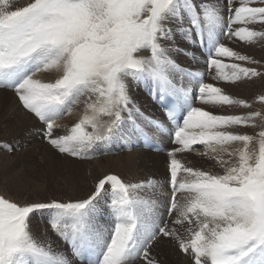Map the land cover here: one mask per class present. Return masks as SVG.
<instances>
[{
	"label": "snow or ice",
	"instance_id": "6c2138e0",
	"mask_svg": "<svg viewBox=\"0 0 264 264\" xmlns=\"http://www.w3.org/2000/svg\"><path fill=\"white\" fill-rule=\"evenodd\" d=\"M254 2L264 5L225 0V16L209 0H28L24 6L0 0V87L15 91L23 108L46 126L55 149L83 159L99 144H130L144 135L142 123L160 130L142 111L130 82L143 84L150 100L166 111L172 121L168 135L178 145L167 153L170 197L159 203L138 194L145 182L112 173L95 178L86 197L67 202L17 203L0 196V264H72L65 253L33 237L37 215L48 217L72 255L87 264H131L141 257L144 264H157L150 249L165 237L177 240L195 264H264V131L256 150L249 148L253 136L230 130L261 113L219 115L193 106L199 100L251 107L179 63L181 55L196 59L189 48L204 49L201 55L217 80H264V72L245 66L259 61L222 42L264 38V32L247 27L264 23V6H250ZM49 70L58 73L53 82L35 78ZM178 77L197 79L178 87ZM258 100L264 104V95ZM80 103L78 122L54 135L55 118ZM234 144L242 146L233 149ZM198 145L215 154L222 174L176 158ZM172 215L173 223L187 224L188 239L168 227L165 217Z\"/></svg>",
	"mask_w": 264,
	"mask_h": 264
},
{
	"label": "rangeland",
	"instance_id": "374dc122",
	"mask_svg": "<svg viewBox=\"0 0 264 264\" xmlns=\"http://www.w3.org/2000/svg\"><path fill=\"white\" fill-rule=\"evenodd\" d=\"M28 1L27 0H17L16 6H24ZM225 0H209V7L210 8H218L221 12L222 15H227L226 12H223ZM238 6V4L236 5ZM250 6L256 7V6H264L259 4L258 2H254ZM246 25L243 24H235L234 27H245ZM247 27H250L252 30L257 31V32H264V23L262 22H254ZM223 43H225L227 46L231 47L234 51H239L243 55H248L250 56L253 60H257L260 62V65H255V64H246L245 66L249 67H257L258 71L264 72V38L258 37L252 42H241L233 38V40H228V39H223ZM195 52L196 59L193 60L191 56H183L181 55L179 57V63L181 64L182 67H184L186 70H191L195 71L199 74H202L205 78V80L209 83H212L216 87H220L224 90V94H227L233 99L237 100H245L251 107H244L242 105H214V104H209L205 105L199 100L195 101L196 107H202L205 110L213 112V114H219V115H234L231 113V111H235V115H247L249 112H260L261 115L254 118V121H258V126L254 125V121H252L249 125L247 126H239L241 134H247L249 135L252 131L255 132H261L264 131V104L260 103L258 100V97L260 95H264V80L261 79H256L254 78L252 81L248 82H230V81H223V80H217L216 76V70L208 68L206 62L201 61L199 56H200V50L197 51L195 49L189 48V52ZM141 55H148L147 52H142ZM204 57V56H203ZM205 58V57H204ZM202 58V60H204ZM225 63H232L233 61L225 59ZM190 66V67H189ZM227 71V70H226ZM38 79H41L43 82H53L55 78H58V73L55 70H49L46 72H41L37 73L36 77ZM186 80V77H185ZM183 82V78H177V84ZM130 88L132 92L135 94L136 99L143 104L142 111L145 112V115H151L155 116L156 111L161 114V111L158 110V107H156L151 103V100L148 96V90L144 87L143 84L141 83H136V82H130ZM0 90L4 91H10L14 98H16V103L14 105L15 107V112L18 113L19 115L23 117H28L30 120H34L36 122L38 118L34 116V114L28 112L26 109L23 108L21 102L18 99V96L16 95L14 90H7V89H2L0 87ZM13 102L11 104H5V106L12 111V106ZM8 105V106H7ZM17 105V106H16ZM23 111V112H22ZM24 113V114H23ZM84 113V105L83 103H80L78 105H73L71 107V112H68L67 110L63 115L60 117L55 118V124H56V130L59 131H66V129L70 128L74 123L78 122L79 118L83 115ZM37 119V120H36ZM71 122V123H70ZM42 123V122H41ZM43 124V123H42ZM44 125V124H43ZM250 129H255V130H250ZM233 131V129H230ZM1 131V133H3ZM44 133V139L46 138V134ZM19 134V133H18ZM18 134L11 135L10 137L8 136L9 134L5 135L4 137H0V154H4L5 151H10L12 149H20V142ZM259 136L257 139H254L253 142L249 145L250 149H256L258 150L259 144H258ZM17 143V145H16ZM125 144H128L125 141H114L110 144H99L95 146L92 150L87 152L85 154V158L81 159L84 161L86 164H90L94 162V159H98L105 156H117L119 154L125 153H131V150L127 149ZM44 145H49L50 147H53L50 143H44ZM242 145L239 144H234L232 146L233 149L241 147ZM8 147H11V149H8ZM45 147V146H43ZM97 147V148H96ZM173 147H178L175 143H173L171 146ZM96 150L100 152L101 155L96 154ZM15 152V150H13ZM207 153V154H205ZM41 154V152H39ZM38 154V155H39ZM153 154V153H152ZM155 154V153H154ZM162 154V153H160ZM37 157L41 158V155ZM163 156H167L166 158L163 159V157H158V156H151L150 154H147L145 157L147 159H152L156 161H161L163 164V168L159 166H154L150 167L144 160L140 161H134L135 163V169L134 172L135 174H131L130 172L125 170L124 176L125 177H133V182H145L146 187L138 193L143 199L145 200H155L159 203V194L162 196L170 197V193L168 190L167 186V181L169 179V172H168V164L167 162L169 161V157L167 154H162ZM215 154L211 153L210 149L206 145H199L196 146L194 150L192 151H185L181 153L176 154V158L181 160L182 163H184L186 166H192L195 168H199L201 170H206L210 171L213 174H222L223 169L219 166L217 163L216 159H214ZM71 158V155H68ZM39 158V159H40ZM224 159H228L227 155L224 156ZM55 160L58 162L57 164L60 165L63 169L67 170L66 163L63 160L59 161L58 157H55ZM167 160V161H166ZM109 174V173H108ZM112 174H117L120 175L122 178L124 177L120 173H113ZM153 174V175H152ZM1 176V175H0ZM16 177H10L7 175H2L1 181H0V196H3L6 199H9L12 202H23L25 200H22L20 198H16L14 195L13 191H11L8 187H6L2 181V179L6 180H14ZM124 179V178H123ZM154 181L155 186L153 185H148V181ZM160 180V181H159ZM158 186V187H157ZM168 191V192H167ZM157 193V195H156ZM54 194H60L56 193L54 190L47 192V196L44 198H41L35 202H49L51 199L54 198H60L62 202H67L70 199L65 198L62 195L56 196ZM166 194V195H165ZM155 195V196H154ZM180 195L178 194V199H181ZM166 221L168 222V227L170 229H175L176 233L183 239H188L189 238V233L187 231V224H176L173 223V221L176 220V216L172 215L171 217L166 216L165 217ZM101 220L100 222L103 224L104 221ZM39 222V223H37ZM42 223V224H41ZM39 225L41 226L42 233H40L39 236H36L35 228L36 226ZM49 226V233L50 235L48 236L45 232L47 230V227ZM46 226V227H45ZM31 234L33 237L38 241V242H43L42 244L44 245H50L51 248L58 253H65L67 255V258L72 261V264H81L76 262L74 256L72 255L68 245L64 243V241L56 234V232L50 227L49 224V219L46 216H41L37 215L36 217H33L32 223H31ZM42 234V235H41ZM51 238V239H50ZM167 238V237H166ZM42 240V241H41ZM49 242H48V241ZM52 240V241H51ZM45 241V242H44ZM47 241V243H46ZM172 242L176 246V250L180 252V254L188 257L190 260H192V263L195 264V259L194 256L190 253H184L179 249V244L177 240H173ZM51 243V244H50ZM154 250H157L154 249ZM169 255H160L157 257V259L162 263L165 262L166 257ZM170 257V256H169ZM194 259V260H193ZM162 260V261H161ZM133 263V262H131Z\"/></svg>",
	"mask_w": 264,
	"mask_h": 264
},
{
	"label": "bare ground",
	"instance_id": "6f19581e",
	"mask_svg": "<svg viewBox=\"0 0 264 264\" xmlns=\"http://www.w3.org/2000/svg\"><path fill=\"white\" fill-rule=\"evenodd\" d=\"M204 57L201 54L199 56L201 61L206 62V57ZM202 58H204V60H202ZM188 79L193 78L186 77L185 80L184 77L183 82L178 83L177 86L182 87L183 84L187 83ZM203 82L209 83L204 77ZM187 91L191 93V87H188ZM11 102L14 103L12 111L5 106V104H11ZM15 103L16 98H14L10 91L0 90V137H4L7 134H9L8 136L10 137L11 135L19 133L20 142H18V144H20L21 147L20 149H12L11 152L5 151L4 154H0V181L2 175L16 177L11 181L2 179L4 185L13 191L16 198L37 201L47 196V192L54 190L56 193H60L54 194L56 196L63 194L62 196L70 200L80 199L86 197L97 177L112 172L120 173L124 176V174H126L125 170L131 174H135L134 161L144 160L150 167L159 166L163 168L161 161L147 159L145 156L150 154L151 156H162L163 159L167 156H163L159 152L154 154V152L150 150L138 147L139 141L137 136H134L132 142L127 144L132 147V150L131 153H125L124 155L126 156H123V154H119L118 157L100 156L101 158L94 159V162L89 165L81 159L71 158L68 156L69 154H62L54 147L44 145V143H49L47 139H44L43 132H45L46 126L37 119V121L34 122L35 119L32 121L30 118L23 117L16 113L14 107ZM154 105L155 104H153V107ZM158 110L160 109L158 108ZM155 112V116H149L154 118L162 117V111L161 114L156 110ZM231 113L234 115L236 114L234 110L231 111ZM253 123L255 126H258L259 122L254 121ZM56 129H54V135H63L66 133V131H59ZM3 130L4 132L1 133ZM233 131L241 134L239 126L234 127ZM259 133L260 132L252 131L249 135L257 139ZM8 149H11V147H8ZM13 150H15V152H13ZM39 152H41V154H39ZM38 154L41 155V158L39 157L40 159L37 157ZM96 154L101 155L97 150ZM55 157H58L59 161L63 160L66 163L67 170L57 164L58 162L55 160ZM123 178L126 181L133 182V177L124 176ZM162 196H164V194ZM162 196L159 194V202ZM42 230L44 229L37 225L35 228L36 236H39ZM48 230L49 226L45 232L49 236L50 233ZM172 239L174 240V238L165 237L159 243L155 244V246L150 249V256L155 259L157 264H193L192 260L176 250L177 248L174 246L175 244L172 242ZM156 248L157 250H154ZM160 255H163V257L169 255L170 257L167 256L165 262L161 263L157 259ZM77 262L86 264L80 261ZM132 262L131 264H144L142 257Z\"/></svg>",
	"mask_w": 264,
	"mask_h": 264
}]
</instances>
